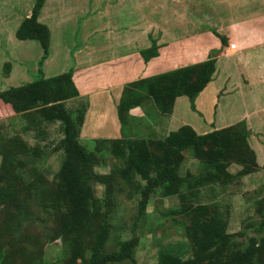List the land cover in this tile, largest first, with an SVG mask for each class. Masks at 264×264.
<instances>
[{"label":"rangeland","instance_id":"rangeland-1","mask_svg":"<svg viewBox=\"0 0 264 264\" xmlns=\"http://www.w3.org/2000/svg\"><path fill=\"white\" fill-rule=\"evenodd\" d=\"M34 2L0 0L3 13L0 18H18ZM81 3L90 4L83 6L80 13L70 12V20L63 23L61 34L77 43L86 36L85 8L90 13L100 0H70V11ZM102 4L110 13L105 28L116 26L124 32L137 15L149 13L146 26L152 24V38H166L167 42L183 35L191 41L194 29H200L201 40L208 38L207 34L217 33L220 26L216 19L229 15L234 6H241L244 13L264 9V0H103ZM8 18L0 20V92L21 85L25 79L17 74L6 79L11 67L15 69L18 46L25 44L15 34L4 37L7 24L13 23ZM59 39L60 30H57L54 41ZM228 41L231 44L230 38ZM152 45L156 46L157 40L153 39ZM40 48L43 56L41 45ZM31 52L36 54L37 49ZM26 70L33 79L38 78L31 63ZM68 75L60 80L61 87L68 85ZM150 85L151 81H140L127 87L126 98L142 97L149 92ZM260 95L264 97L263 93ZM85 107L86 103L80 102L72 105L70 112L77 118ZM38 110L35 106L16 112L11 104L0 99V264H81L90 261L97 252H120L129 242L132 256L139 264H161L166 254L194 258L202 263H228L255 242L259 250L238 264H264V127L259 132H250L244 122L230 126L239 134L236 145L241 151L247 142L255 154L258 151L261 163L254 171L242 174L243 165L229 156L225 161L230 162L227 170L231 175L219 177L214 174L213 166L196 156L193 147H188L182 152L177 170L181 180L177 183L170 178L162 180L151 191L143 212L140 202L148 180L136 172L123 176L122 170L130 160L129 141L145 144L148 140H158L159 133H140L134 126V134L117 140L79 139L87 151L93 152V170L100 177L99 180L91 177L90 181L95 193L93 215L67 232L63 224L69 207L60 197V169L66 158L64 127L61 121L44 120ZM257 157L256 154L258 162ZM149 169L152 178L158 175L154 165ZM208 173L214 175V180L203 178ZM167 187H172L175 193L170 194ZM199 206H205L200 221L193 218L192 212ZM218 216L227 220L231 235L214 242L206 239L201 225L205 228L206 223L215 222ZM102 264H133V260Z\"/></svg>","mask_w":264,"mask_h":264},{"label":"crops","instance_id":"crops-1","mask_svg":"<svg viewBox=\"0 0 264 264\" xmlns=\"http://www.w3.org/2000/svg\"><path fill=\"white\" fill-rule=\"evenodd\" d=\"M102 1L96 3L90 13L85 8L86 36L77 43L63 38V23L70 20V12L80 13L84 10L83 6L90 3H81V6L70 11V0H46L39 20L50 28L51 45L49 56L42 65V73L40 43L38 46L37 40L19 39L25 44L18 46L15 69L11 67L6 79L17 74L18 78H25L21 85L35 80L26 70L30 63L38 72V78L41 75L46 79L71 73L78 95L64 102L69 111L74 104L86 103L79 133L81 140L120 139L136 131L159 133L158 138H165L184 125L193 127L199 134L239 122H244L250 132L263 130L264 97L260 94H264V9L258 13H244L241 6H234L229 15L216 19L220 26L216 28L217 33L213 31L207 34L208 38L201 40L200 29H194L191 41L184 39L183 35L173 38L174 42H167L166 38H152V24L147 30L149 13L139 16L132 10L137 18L124 32L116 26L110 30L105 28L104 22L109 19L106 16L110 13L100 6L103 5ZM32 6L18 18L7 17L13 23L7 24L6 39L16 35L22 21L30 16ZM3 8L6 9L5 6ZM6 10L9 12V9ZM7 18L4 16L0 20ZM57 30H60V39L54 41ZM224 38L227 39L225 42ZM228 38L237 43L236 50L230 48ZM153 39L157 40L156 46L152 45ZM152 46L154 53L146 59L144 51ZM33 49H37L36 54L31 52ZM209 58L216 59V70L194 99L188 95L177 96L172 112L163 113L154 100L144 94L140 103L126 113V121L122 122L119 106L131 83L195 65ZM256 154L260 164L258 151Z\"/></svg>","mask_w":264,"mask_h":264},{"label":"trees","instance_id":"trees-1","mask_svg":"<svg viewBox=\"0 0 264 264\" xmlns=\"http://www.w3.org/2000/svg\"><path fill=\"white\" fill-rule=\"evenodd\" d=\"M45 2L46 0H36L30 16L22 21L16 32V36L20 40H37L40 43L43 50V56L40 60V73H42L44 60L49 56L51 45L50 28L39 20V14ZM224 41L225 38L223 39ZM153 53V46L144 51L146 59ZM215 70L216 59L209 58L195 65L184 66L152 78L133 82L129 87L140 81H151L149 92H146V94L154 100L163 113H171L177 96L188 95L194 99L211 80ZM67 74H69L66 80L68 85L61 87L62 83L60 80H63L62 78ZM67 74L46 79L42 78L41 75L40 78L31 82L1 91L0 99L11 104L16 112H22L38 106V112L44 120L49 122L61 121L63 123L65 132L63 145L66 151V158L60 169V197L63 203L69 207L63 224L64 228L68 230L66 231L69 232L87 222L93 215L92 207L95 204L93 202L95 193L90 181L91 177L99 180L100 176L93 170L95 162L93 152L87 151L79 141L84 113L81 111L76 118L67 109L64 102V100L78 95L71 73ZM126 94L127 91L119 106V116L123 123L126 120V113L129 109L141 101V97L133 100L130 97L126 98ZM238 141L239 134L233 132L231 127L199 134L189 125L180 127L165 138H159L155 141L148 140L147 144L136 140L135 142L129 141L130 160L128 166L122 170V175L129 176L132 172H136L148 180L140 202L141 212H143L150 198L151 191L155 190L159 184L161 185L162 180L165 181V178H170L173 183L181 180L177 170L181 165L182 152L188 147H193L196 156L201 157L210 166H213L216 169L214 174L219 177L231 175L227 170L230 162L225 161V158L229 156H232V159L243 165L242 174L254 171L255 167L259 166L254 149L247 142L245 143L246 146L243 145L245 148L241 151V148L236 145ZM151 165H154L155 169L159 170L158 175L154 178L149 175ZM203 178L214 180V175L208 173ZM167 189L170 194L175 193L172 187H167ZM204 209L205 206L193 208V218L200 221L199 219L203 217ZM201 228L206 235V239L214 242L227 239L231 235L228 232L227 220H224L221 216H218V219L211 224L206 223L205 228L204 225H201ZM130 245L131 242L120 252L108 254L97 252L90 261H84L81 264H102L107 261H121L126 258H131L133 264H139L132 256ZM257 250H259L258 246L255 242H252L247 250L236 255L228 263H202L194 258L181 259L173 254H166L163 256L161 264H238L244 258L254 255ZM71 264L77 263L72 262Z\"/></svg>","mask_w":264,"mask_h":264},{"label":"built area","instance_id":"built-area-1","mask_svg":"<svg viewBox=\"0 0 264 264\" xmlns=\"http://www.w3.org/2000/svg\"><path fill=\"white\" fill-rule=\"evenodd\" d=\"M230 48H232V49H237V43L236 42H232L231 44H230Z\"/></svg>","mask_w":264,"mask_h":264}]
</instances>
